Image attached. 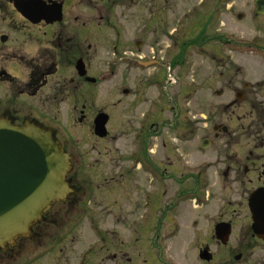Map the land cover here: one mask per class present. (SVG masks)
<instances>
[{
  "label": "flooded vegetation",
  "instance_id": "af4514ba",
  "mask_svg": "<svg viewBox=\"0 0 264 264\" xmlns=\"http://www.w3.org/2000/svg\"><path fill=\"white\" fill-rule=\"evenodd\" d=\"M202 1L0 0V121L49 128L69 157L66 179L71 188L27 236L0 250V264H88L94 247L86 248L75 263L43 257L62 236L57 232L54 241L45 243L49 226L77 206L82 208L75 216L88 219L92 233H98L97 249L111 247L106 256L118 264H155L147 256L154 245L149 238L161 230L193 233L180 264H264V75L255 83L243 82L241 90L225 82L230 99L219 120L224 111L243 105L241 143L235 145V131L198 109L178 115L174 126L153 108L133 112L140 97L141 102L149 101L144 95L154 78L142 77L136 83L128 72L135 64L155 68L156 60L132 57L130 45L121 41L110 48L106 38L111 31L113 37L121 36L123 26L136 19L157 37H189L171 59L179 65L213 38L225 47L232 45L233 37L226 34L205 35L208 12L219 7L213 1L202 16L197 9ZM228 1L220 0L222 9ZM254 2V18L264 17ZM176 17L179 29H172ZM141 44L136 40L134 47ZM216 55L230 65L227 57L216 52L212 57ZM128 78L133 89L124 86ZM144 84L148 87H139ZM223 93L215 91L217 96ZM102 114L103 133L97 134L94 122ZM170 134L179 145H170ZM208 147L215 149L214 156L203 160L202 149ZM92 154L94 161L84 159ZM155 208L160 212L156 225ZM254 214L259 217L255 226ZM138 234L145 235V242L138 241ZM198 235L210 241L199 243ZM29 245L35 254L23 257ZM138 250L147 257L139 258Z\"/></svg>",
  "mask_w": 264,
  "mask_h": 264
},
{
  "label": "rangeland",
  "instance_id": "374dc122",
  "mask_svg": "<svg viewBox=\"0 0 264 264\" xmlns=\"http://www.w3.org/2000/svg\"><path fill=\"white\" fill-rule=\"evenodd\" d=\"M213 1L217 3L219 10L217 12L215 10L212 13L208 12L209 16H206L204 27L205 35L212 37L218 33L226 34L228 37H233V44L225 47V45L220 43L221 41L213 38L208 41V47L204 46V50H200L199 54L194 53L189 57H185L183 63L180 65L171 64V59L177 54L180 43L188 40L189 37H157L155 34L144 31L145 25L139 21L140 19L128 23L125 27L123 26L125 34L113 37L114 31H111V37L106 38L111 43L109 45L110 48L113 47L114 43L121 41V43L130 45L133 53L132 57H136L137 59L139 56H142L143 59L147 60L151 56H154L156 60L155 68L143 69V67L135 64L130 72H128L129 78H133L136 83L141 82L143 80L142 77L151 76L154 78V82L149 83L150 88L148 89V93L144 95L149 101L153 102L152 105L147 106L149 101L145 103L141 102L143 99L140 97L139 103L133 112L141 113L146 112L145 109L150 111L153 108L154 113L165 115V119L174 126L177 123L176 119L178 115L193 114L198 109L205 116H214L212 120L227 124L231 131L236 132L234 138L235 145H240L243 105L237 104L231 109L224 111L225 114L220 120L219 113L224 110L225 104L230 99L229 92L225 88V82L231 81L234 87L241 90L243 89V82L247 81L252 84L259 81L264 75V17L254 18L253 0L228 1L229 5H225V9L221 8L224 5L220 0H203L201 4H197V9L201 8L200 15L203 16L207 14L205 11L211 10L214 5ZM178 8L180 11L181 7ZM238 13L243 14V17L238 19ZM209 17L210 19H208ZM177 19L178 17L171 20L173 25L170 28L173 29L175 27L179 29V22L174 23ZM157 38L158 41L156 42ZM136 40H140L142 43L139 49L134 47ZM215 52L216 54L223 55L225 58L227 57L230 65L226 66L222 60L217 59L220 57L219 55L212 57ZM109 55H111L110 52ZM127 55L129 54L127 53ZM121 71L122 73L125 71L124 64H122ZM129 78L128 81H125L124 86L133 89ZM115 82L111 81L109 84ZM139 87H148V85L144 84ZM221 89H223L224 93L221 96L215 95V91ZM212 120L208 122L209 133L214 123ZM204 133L202 132V134ZM168 140L170 145H179L173 134L169 135ZM237 140L239 141L237 142ZM214 150L213 147L202 149V159L210 160L214 156ZM93 155L91 157L85 156L84 159L94 161ZM96 195L97 192H95ZM97 199L99 200L98 195ZM122 205L125 206L123 207L124 209L128 208L126 201H123ZM157 205L160 206L161 202H158ZM81 208L82 206L74 207V212L68 217L58 220L54 225H48L53 232L49 230L48 236L44 239L45 243L54 241L55 239L52 237L57 232L61 233L62 236L60 239H57L59 244L56 247L54 244L53 247L45 249L46 252L44 254L46 255L43 257L49 259L53 257L69 258L75 263L79 260L78 256L82 255L83 251H86V248L94 247L93 250H90L93 252L92 255H88V264H118L119 261L117 259L111 261L110 255L106 256L113 251L111 247L107 245V250L97 249L101 240L97 236L98 233H92L93 229L90 223H88V219L75 216ZM159 214L160 212H156L155 208V225L158 222L157 219H160ZM94 220L95 225L99 226V223H97L98 217ZM105 220L108 221L110 219L105 218ZM50 232L51 234L49 235ZM137 236L138 241L145 242V235L141 236L138 234ZM192 238L193 233L183 230L177 233H167L163 230L154 232L152 238H149V241H152L154 245L152 251L147 256L152 258L155 264H167L168 262L180 264L182 251L184 248L190 247L193 241ZM195 240L199 243L210 241L204 235H198ZM43 245L45 244L43 243ZM58 247H61L60 251ZM123 247L128 249L125 245ZM138 252L141 253L139 258L147 257L143 250H138ZM29 253L31 256L35 254L33 245H29L26 248L23 257H28Z\"/></svg>",
  "mask_w": 264,
  "mask_h": 264
},
{
  "label": "water",
  "instance_id": "95a60500",
  "mask_svg": "<svg viewBox=\"0 0 264 264\" xmlns=\"http://www.w3.org/2000/svg\"><path fill=\"white\" fill-rule=\"evenodd\" d=\"M254 3L256 12L264 14V0ZM104 123V115H98L97 134L103 133ZM69 170V157L49 128L0 121V250L28 235L46 210L67 198Z\"/></svg>",
  "mask_w": 264,
  "mask_h": 264
}]
</instances>
